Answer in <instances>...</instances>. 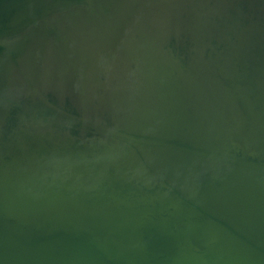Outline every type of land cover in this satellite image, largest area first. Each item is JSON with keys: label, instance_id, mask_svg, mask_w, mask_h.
Here are the masks:
<instances>
[{"label": "water", "instance_id": "95a60500", "mask_svg": "<svg viewBox=\"0 0 264 264\" xmlns=\"http://www.w3.org/2000/svg\"><path fill=\"white\" fill-rule=\"evenodd\" d=\"M0 264H264V0H0Z\"/></svg>", "mask_w": 264, "mask_h": 264}]
</instances>
